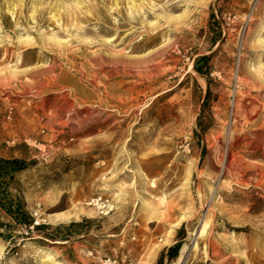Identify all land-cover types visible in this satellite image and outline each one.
Instances as JSON below:
<instances>
[{"label": "rangeland", "instance_id": "1", "mask_svg": "<svg viewBox=\"0 0 264 264\" xmlns=\"http://www.w3.org/2000/svg\"><path fill=\"white\" fill-rule=\"evenodd\" d=\"M263 135L264 0H0V264H264Z\"/></svg>", "mask_w": 264, "mask_h": 264}, {"label": "bare ground", "instance_id": "2", "mask_svg": "<svg viewBox=\"0 0 264 264\" xmlns=\"http://www.w3.org/2000/svg\"><path fill=\"white\" fill-rule=\"evenodd\" d=\"M134 8V7H133ZM132 8V9H133ZM135 9V8H134ZM119 12H121V11H119ZM132 13H134V12H132ZM76 18V17H75ZM133 18V17H132ZM126 20H129V18H127L126 17ZM124 21L125 22V24H127V21ZM118 22V21H117ZM119 23V22H118ZM60 24H61V22H60ZM122 24H118V26L120 27ZM120 30H122V29H120ZM125 30V29H124ZM153 35V34H152ZM150 37V36H149ZM142 39V38H141ZM144 39V38H143ZM112 41H114V39H112ZM125 41H126V38H125ZM124 41V42H125ZM140 41V40H139ZM138 41V42H139ZM144 41V40H143ZM135 42V41H134ZM132 43H133V41H132ZM128 47H129V45H128ZM112 48V47H111ZM142 50V49H141ZM146 50V49H145ZM123 51V50H122ZM133 51V50H132ZM157 52H158V50H157ZM151 53V52H150ZM149 53V54H150ZM98 58V57H97ZM113 58V57H112ZM157 59V58H156ZM102 66H108L111 70L109 71V72H113V71H115L117 74L120 72L119 71V68L121 67L122 69H123V71H124V73L125 74H129V72L128 71H130L131 69H133V68H136V67H147L148 65H149V63L151 62V60L150 59H147V60H143V61H133V60H130V59H128V58H126V59H123V58H117V59H110V58H103L102 60ZM156 62H157V60H156ZM99 64V63H98ZM156 64V63H155ZM150 66V65H149ZM154 68V67H153ZM148 69V68H147ZM106 70V69H105ZM100 71H101V69H100ZM102 71H103V69H102ZM152 71V70H151ZM131 72V71H130ZM106 74H108V73H106ZM120 75H121V73H119ZM152 74V73H151ZM104 75V74H103ZM109 75H111V74H109ZM119 75V76H120ZM105 76V75H104ZM108 76V75H107ZM154 82V81H153ZM121 86V85H120ZM107 91V90H106ZM240 93V92H239ZM103 94V93H102ZM240 95V94H239ZM238 97V96H237ZM254 99V97L252 96V100ZM251 100V99H250ZM250 101L249 102V106H252L253 107V105L255 104V101ZM258 100V99H257ZM259 101V100H258ZM259 104V103H258ZM257 104V105H258ZM261 104V103H260ZM260 106V105H259ZM132 110V109H131ZM254 111V110H253ZM259 112H261V111H259ZM242 115V114H241ZM256 115V114H255ZM237 117V116H236ZM239 117V116H238ZM232 118V117H231ZM239 119H240V117H239ZM246 121V120H245ZM244 121V122H245ZM256 121V120H255ZM249 122V121H248ZM251 124V123H250ZM248 126V125H247ZM240 129V128H239ZM238 132V131H237ZM246 131H244V133H245ZM258 132V131H257ZM256 132V133H257ZM234 133V132H233ZM241 133H243V132H241ZM255 136H257L255 133H253ZM221 135H222V133H221ZM221 135H219V136H221ZM242 135V134H241ZM214 136V135H213ZM258 136H259V134H258ZM254 137V136H253ZM263 137H264V135H263ZM218 138V137H217ZM217 138H216V140H217ZM260 139H262L261 137H259ZM218 139H220V138H218ZM252 139V138H251ZM250 139V140H251ZM254 139V138H253ZM252 139V140H253ZM215 140V141H216ZM232 140V139H231ZM214 141V142H215ZM258 141V140H257ZM260 141V140H259ZM262 141V140H261ZM248 143H249V141H247ZM216 144V143H215ZM223 144V143H222ZM217 145V144H216ZM219 145V144H218ZM238 145V144H237ZM260 145V144H259ZM226 146V145H225ZM223 147V146H222ZM224 148V147H223ZM262 149V148H261ZM258 150V149H257ZM221 152V151H220ZM255 153V152H254ZM232 154V152H231V148H229L228 150H227V152H225V154L222 156L223 157V159H225L226 158V155H228L227 157H232V160L234 159V157L235 156H232L231 155ZM216 155V154H215ZM219 155V154H218ZM221 155V154H220ZM214 159V158H213ZM216 159V158H215ZM222 159V160H223ZM238 159H239V157H238ZM229 161V160H228ZM225 162V161H224ZM241 162V161H240ZM221 163V162H220ZM237 162H235V159L232 161V163H230V165L228 166V168H224L225 170H226V172H227V174H228V176H230L232 179H234L237 183H239V184H248V183H250L251 181H253V179H254V177H249V178H243L241 175H240V173H239V168H238V165H239V163H238V165L236 164ZM196 164H198V163H196ZM214 164V163H213ZM218 164H219V161H218ZM215 166L217 165V164H214ZM241 165V164H240ZM217 167V166H216ZM214 168V167H213ZM191 170V169H190ZM212 170V169H211ZM260 170V169H259ZM198 172V171H197ZM216 173H217V171H216ZM256 173V172H255ZM200 174V173H199ZM243 174V173H242ZM250 174V173H249ZM258 174V173H257ZM221 175V174H220ZM259 175V174H258ZM213 180V179H212ZM232 181V183L233 182H235V181ZM144 180H142V182H143ZM258 181H260V179L258 180ZM145 182V181H144ZM153 182V181H152ZM200 182H202V181H200ZM229 182H231V181H229ZM254 182V181H253ZM256 182V181H255ZM202 184V183H201ZM157 186V184H153V186ZM250 186V185H249ZM257 186V185H256ZM259 186V185H258ZM247 187V186H246ZM201 188H202V186H201ZM210 188H211V186H210ZM230 188V187H229ZM249 188V187H248ZM255 188V187H254ZM216 189V188H215ZM220 190V189H219ZM234 190V189H233ZM201 192V191H200ZM210 192V191H209ZM203 195V194H202ZM211 196V195H210ZM100 200H94V202H90L89 203V205H95V206H97V204H98V202H99ZM202 201H204V200H202ZM202 201H201V203H202ZM206 201V200H205ZM213 202H217V201H213ZM213 202L211 203L212 205H213ZM204 204V203H203ZM210 208H211V206H210ZM213 208V207H212ZM74 216L73 215H60V216H58V217H56V219H58V220H62V221H66V220H70V219H72ZM206 223V222H205ZM208 223V222H207ZM207 223L203 226L204 228H203V230H202V233L205 231V229H206V226H207ZM193 248H195V249H197V243H195L194 244V247ZM199 249V248H198ZM191 250H192V247L189 245V244H185L183 247H182V249H181V252H180V254H179V256H178V260H177V264H185L187 261H188V259H189V256H190V253H191Z\"/></svg>", "mask_w": 264, "mask_h": 264}, {"label": "trees", "instance_id": "3", "mask_svg": "<svg viewBox=\"0 0 264 264\" xmlns=\"http://www.w3.org/2000/svg\"><path fill=\"white\" fill-rule=\"evenodd\" d=\"M22 169L21 161L18 159L13 160H0V178L3 177V175H10L13 176L16 172ZM19 215H21V218H26L25 213L22 211V208H18ZM27 226L30 227L33 225V220L30 218H27ZM39 226H35L37 229ZM181 249V242H178L170 247L168 255L170 259H174L178 256L179 251ZM164 257V254L162 255V258Z\"/></svg>", "mask_w": 264, "mask_h": 264}, {"label": "built area", "instance_id": "4", "mask_svg": "<svg viewBox=\"0 0 264 264\" xmlns=\"http://www.w3.org/2000/svg\"><path fill=\"white\" fill-rule=\"evenodd\" d=\"M37 224H39L38 221H36ZM104 264H134L132 261L131 262H120L118 263L117 261L112 260L111 258L107 259V261L104 262Z\"/></svg>", "mask_w": 264, "mask_h": 264}, {"label": "crops", "instance_id": "5", "mask_svg": "<svg viewBox=\"0 0 264 264\" xmlns=\"http://www.w3.org/2000/svg\"><path fill=\"white\" fill-rule=\"evenodd\" d=\"M161 249H164V246H162L161 248H159L157 250V256H159V255L161 256L162 255L163 251ZM157 256H156V258H157ZM152 264H157V259L154 260Z\"/></svg>", "mask_w": 264, "mask_h": 264}]
</instances>
